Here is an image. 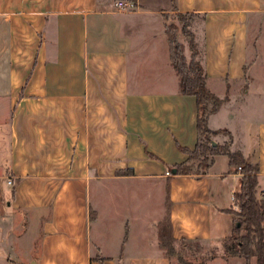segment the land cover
<instances>
[{
    "label": "crops",
    "instance_id": "1",
    "mask_svg": "<svg viewBox=\"0 0 264 264\" xmlns=\"http://www.w3.org/2000/svg\"><path fill=\"white\" fill-rule=\"evenodd\" d=\"M117 1L0 0V234H17L0 241V264L30 263L10 255L28 227L32 264H170L164 218L174 243L230 238L241 174L228 159L169 172L198 140L195 98L169 60L172 13L199 21L206 87L224 100L207 127L229 134L213 142L258 165L264 195V0H134L131 13Z\"/></svg>",
    "mask_w": 264,
    "mask_h": 264
},
{
    "label": "trees",
    "instance_id": "2",
    "mask_svg": "<svg viewBox=\"0 0 264 264\" xmlns=\"http://www.w3.org/2000/svg\"><path fill=\"white\" fill-rule=\"evenodd\" d=\"M127 1L134 4V0ZM172 8L173 12H176L175 7ZM174 14L181 25L180 30L173 24L164 26L169 60L178 77L180 95L195 98L198 140L193 150L178 147L179 151L187 156V161L172 166L169 172H174V175H203L210 168L215 157L225 156L228 159L230 171L241 174V184L235 199L238 211H229L234 219L232 233L230 238L223 243V249L227 255L241 257L245 264H250L252 258L256 259V264H264V201L257 195L259 167L257 164L248 163L240 152H231L228 143L218 145L213 142L212 137L218 134L223 133L229 136L225 130L210 131L207 127L208 117L217 112L224 100L212 94L206 87V75L198 58L199 53L194 35L192 30L189 31L192 26L188 18L194 19L197 16ZM168 16H165L166 21ZM178 31L187 40L190 51L189 59L185 57V46L178 40ZM189 161H197L204 168V172H193L192 166L187 165ZM242 230L245 232L244 235H240ZM229 240L231 245L228 244ZM173 242L168 222L160 223L158 226L160 249L165 254L171 253Z\"/></svg>",
    "mask_w": 264,
    "mask_h": 264
},
{
    "label": "rangeland",
    "instance_id": "3",
    "mask_svg": "<svg viewBox=\"0 0 264 264\" xmlns=\"http://www.w3.org/2000/svg\"><path fill=\"white\" fill-rule=\"evenodd\" d=\"M188 19L189 21H191V26L199 23V21L196 18L194 19L188 18ZM166 24L167 25L173 24L178 27V30H180V27H181V25L177 22L174 13L168 16ZM191 30L192 28L189 31ZM177 37L180 43H182L189 50L187 40L181 34L180 31H178ZM250 43H251V40H250ZM259 50L261 51V56L264 61V42L261 43ZM263 68L264 66H262V69ZM4 132H5V129L2 130V133H1L2 137H3ZM212 140H213V137H212ZM187 165L192 166V170L195 173L204 172V168L200 166L197 161H189L187 162ZM235 211L237 212L238 210L236 209ZM164 221H166V218H164L162 222ZM1 231L2 232L0 234V241H4L5 243L7 241H10L13 238V236L17 235V234L12 235L8 232L9 231L8 225H6L5 228L2 227ZM13 231H17L18 236L21 232V230L19 228H16L15 226L13 227ZM244 234L245 232L244 230H242L240 235H244ZM35 237L36 236L34 234L33 227H28L26 231L24 230L23 234H21V237L18 238V242L16 244L17 245L16 251L10 254L11 257L18 263L19 262L23 263L24 261L30 260V263L26 262L25 264H32L33 263L32 260H34L38 255V250L34 244ZM228 244L231 245L230 240ZM172 248H173V251L171 253L166 254L170 259V264H242V262H238L237 260H233L234 262L224 261V258H223L224 255L230 256V257H238V256L227 255L221 245H215V246L208 248L206 246L199 245L197 243L179 241L176 243L173 242ZM236 249L238 248L236 247ZM7 252L9 251L7 250ZM238 258L242 259L241 257H238ZM250 264H256V259L252 258L250 260Z\"/></svg>",
    "mask_w": 264,
    "mask_h": 264
},
{
    "label": "built area",
    "instance_id": "4",
    "mask_svg": "<svg viewBox=\"0 0 264 264\" xmlns=\"http://www.w3.org/2000/svg\"><path fill=\"white\" fill-rule=\"evenodd\" d=\"M135 10V6L133 3L128 2V1H117L114 5V11L118 12V13H131ZM166 175H169V173H166ZM8 184H11L10 182H8ZM235 199H236V195L233 194L231 196V202L235 208V210L237 209L236 205H235ZM262 200L264 201V195L262 196Z\"/></svg>",
    "mask_w": 264,
    "mask_h": 264
},
{
    "label": "water",
    "instance_id": "5",
    "mask_svg": "<svg viewBox=\"0 0 264 264\" xmlns=\"http://www.w3.org/2000/svg\"><path fill=\"white\" fill-rule=\"evenodd\" d=\"M172 174L174 175V172H172Z\"/></svg>",
    "mask_w": 264,
    "mask_h": 264
}]
</instances>
